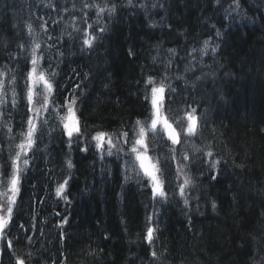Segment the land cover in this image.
<instances>
[{"label": "trees", "instance_id": "16d2710c", "mask_svg": "<svg viewBox=\"0 0 264 264\" xmlns=\"http://www.w3.org/2000/svg\"><path fill=\"white\" fill-rule=\"evenodd\" d=\"M85 4L115 5L116 11L97 15L98 8ZM240 4L0 0V73H6L0 77L6 101L0 104V172L12 171L9 156L33 116L26 77L35 43L41 69L56 73L50 77L55 103L39 114L0 264H15L17 257L25 264H264V0ZM86 33L97 37L91 49L83 46ZM148 76L175 89L165 94L171 121L193 108L199 117L198 134L180 145L149 137L166 199L155 197L150 181L137 175L130 145L121 140L123 151L108 156L89 143L97 130L132 136L135 122L149 115ZM71 98L84 135L74 136L69 147L63 125L52 117ZM184 154L191 159L183 160ZM185 175L193 184L181 196ZM148 227L156 231L151 244Z\"/></svg>", "mask_w": 264, "mask_h": 264}, {"label": "snow or ice", "instance_id": "6c2138e0", "mask_svg": "<svg viewBox=\"0 0 264 264\" xmlns=\"http://www.w3.org/2000/svg\"><path fill=\"white\" fill-rule=\"evenodd\" d=\"M217 2L219 3V0H217ZM233 3L235 4L236 9H240V0H233ZM128 4L131 5L132 0H128ZM84 7L98 8L97 15L105 11H107L109 14L116 11L115 5L107 9L104 7H99L95 4H85ZM87 27L91 29L92 25L89 24ZM28 29L31 33V25H28ZM75 30L80 31V29ZM100 31L103 32L104 29L101 28ZM217 35H219V32H217ZM49 39H51V37H49ZM96 40L97 37L95 35L92 33H86L83 38V46L91 49L94 46V42ZM207 45L208 41H205V47H207ZM39 48L40 44L35 43L32 48L31 68L26 77L27 110L33 112V116L27 119V132L20 133V135L23 136V140L21 143L15 146V154L9 156L10 163L8 164V167H10L12 171L6 173L0 172V188L4 189V191H0V197H3L4 200V203L0 204V212L3 213V215H0V234H3L4 230L9 226L13 214V208L16 204V198L20 192V177L22 172L29 165V159L27 157L28 153L33 149L35 144V133L37 131V124L34 121L39 119L40 111H47L49 105L55 103L52 98L54 86L50 77L55 76L56 73H47L45 70L41 69V60L44 58L37 55V50ZM169 52L174 53L175 50L169 49ZM3 76H6V73H0V77ZM144 82L146 84L144 98L151 107L149 109V115L146 117V119L144 121L137 120L132 126V136H129L128 131H122L116 135H113L102 130H97L95 134L91 136L89 143L94 141V147L100 150L102 153L106 152L108 156H113L115 154L113 149H116L117 152L123 151V148H118V143L121 140L123 141V144L130 145L128 148V154L130 156H134L135 161L139 164L140 172H138L137 175L139 176L142 172L143 177L151 183L153 195L166 199L167 193L164 190V182L161 179L163 172L159 166L160 162L157 157L149 155V137L151 136L153 140H156L157 138H166V141H170L172 145H180L183 141L195 137L198 134L199 117L196 115V109L193 108L191 112L186 113L185 117L181 118L180 120L171 121L165 112V94L166 92H174L175 89L171 88L170 85L165 84L163 79L158 82L152 76H148ZM38 86H42L40 91H37ZM3 89L4 82L3 80H0V91ZM36 96H40L42 99L40 101H36ZM3 103H6V101L0 99V104ZM34 103H40V108H34ZM76 103L77 100L75 98H71L68 99L67 102L62 101L59 105V108L64 110V114L60 115V121L68 137L69 147L73 142L74 136L77 140H79V138L84 135L79 126V119L76 115ZM15 106V91L13 90L12 107ZM0 115H2V113H0ZM8 131H12L11 127L8 128ZM193 148L197 152L201 151L199 148H195L194 145ZM81 151L87 152L88 148L85 147L81 149ZM170 151L174 153L176 149L171 148ZM206 155L208 157H212L213 152L207 151ZM171 159L175 160V155L171 156ZM189 159H191L189 155H183V160ZM21 164H23L24 168L21 167ZM218 164L219 161L213 160L210 163V167L216 168ZM67 167L69 169L74 167L71 160L67 161ZM184 167H186V165ZM182 170V168H178V171ZM70 178L71 177H69V179ZM212 178L215 179V176ZM67 184L68 180H64L63 183L57 186L56 195L58 197H63ZM192 184V178L185 175L183 183L180 185V195L184 196L185 189ZM184 203L187 205L188 200L185 199ZM212 208L215 210V202L212 203ZM154 231L155 229L152 227H148L146 230L145 239L149 244L153 242ZM7 247H12L10 241L7 243ZM156 255V252L153 251L152 256L156 257ZM15 264H25V260L17 257Z\"/></svg>", "mask_w": 264, "mask_h": 264}, {"label": "rangeland", "instance_id": "374dc122", "mask_svg": "<svg viewBox=\"0 0 264 264\" xmlns=\"http://www.w3.org/2000/svg\"><path fill=\"white\" fill-rule=\"evenodd\" d=\"M41 88H42V86H38V88H37V91H40L41 90ZM1 96H2V91H0V98H1ZM36 97H38V96H36ZM35 97V98H36ZM40 97V96H39ZM42 98V97H41ZM60 115H62V114H60ZM59 121H60V118H59ZM27 128H28V125H27ZM139 165V164H138ZM2 197H0V199H1ZM0 215H3V213L2 212H0Z\"/></svg>", "mask_w": 264, "mask_h": 264}]
</instances>
